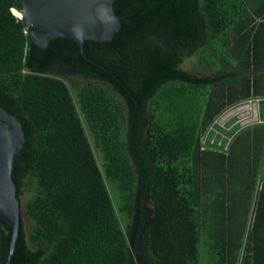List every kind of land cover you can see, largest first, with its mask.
I'll list each match as a JSON object with an SVG mask.
<instances>
[{
  "label": "trees",
  "instance_id": "obj_1",
  "mask_svg": "<svg viewBox=\"0 0 264 264\" xmlns=\"http://www.w3.org/2000/svg\"><path fill=\"white\" fill-rule=\"evenodd\" d=\"M112 9L118 30L81 53L37 47L19 0H0V104L24 135L10 177L31 223L9 264H197L200 235L209 264H264V0ZM194 54L215 74L180 67ZM248 99L256 121L214 123ZM9 234L0 218V264Z\"/></svg>",
  "mask_w": 264,
  "mask_h": 264
},
{
  "label": "water",
  "instance_id": "obj_2",
  "mask_svg": "<svg viewBox=\"0 0 264 264\" xmlns=\"http://www.w3.org/2000/svg\"><path fill=\"white\" fill-rule=\"evenodd\" d=\"M114 0H19L32 43L43 49L50 39L67 37L82 53L84 40L107 41L119 28ZM24 135L18 119L0 104V218L10 225L3 264H9L18 236L21 210L10 177L12 158L20 152Z\"/></svg>",
  "mask_w": 264,
  "mask_h": 264
},
{
  "label": "rangeland",
  "instance_id": "obj_3",
  "mask_svg": "<svg viewBox=\"0 0 264 264\" xmlns=\"http://www.w3.org/2000/svg\"><path fill=\"white\" fill-rule=\"evenodd\" d=\"M15 15V14H14ZM16 16V15H15ZM211 61L210 57H205V56H200V54H194L191 57L185 59L181 64L180 67L185 69L191 74L199 75V76H207V75H214L215 72H212L208 70L210 67L209 62ZM209 66V67H207ZM245 109V108H244ZM245 119H243V124L249 123L252 121L251 119V111L250 110H244ZM232 117L233 113H227L226 117ZM237 118V117H236ZM95 157L97 159L96 153L94 152ZM29 197V192L27 190H24L23 193L19 197V207L22 213V221L24 225V229L26 232H28L29 226H30V221L29 219L25 216L24 214V204ZM198 253H199V259L197 264H209L210 261V252L207 247V242L203 237L200 235L198 239Z\"/></svg>",
  "mask_w": 264,
  "mask_h": 264
},
{
  "label": "built area",
  "instance_id": "obj_4",
  "mask_svg": "<svg viewBox=\"0 0 264 264\" xmlns=\"http://www.w3.org/2000/svg\"><path fill=\"white\" fill-rule=\"evenodd\" d=\"M12 13L14 14V9H11ZM250 110L251 111V119L252 121L249 122V123H245L243 124V119H245V115L244 114V110ZM233 113V116L236 118V122L237 124L242 127V126H245V125H248V124H251L252 122L256 121L257 120V99H248L232 108H230L229 110L225 111L221 116H219L215 121L214 123L220 127L223 126V124L229 119L231 118L230 117H224L227 115V113ZM208 130H212L213 131V137L215 134H219V132L214 129L212 126H210L208 128ZM205 140H206V134L204 136H202L201 138V146H200V149L202 150L204 148V143H205ZM212 141V139H211ZM229 141V138H227V142Z\"/></svg>",
  "mask_w": 264,
  "mask_h": 264
},
{
  "label": "flooded vegetation",
  "instance_id": "obj_5",
  "mask_svg": "<svg viewBox=\"0 0 264 264\" xmlns=\"http://www.w3.org/2000/svg\"><path fill=\"white\" fill-rule=\"evenodd\" d=\"M69 73V76H72V77H75V78H78L80 79L81 81H84L85 83H88V84H97V83H101V84H104V82H99L97 81L95 78L93 77H85V76H81V75H74L71 71H68Z\"/></svg>",
  "mask_w": 264,
  "mask_h": 264
}]
</instances>
